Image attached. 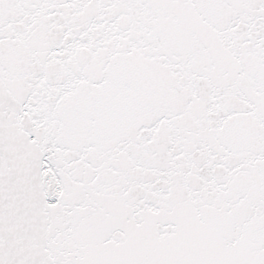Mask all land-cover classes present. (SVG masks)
<instances>
[{
	"label": "snow or ice",
	"instance_id": "1",
	"mask_svg": "<svg viewBox=\"0 0 264 264\" xmlns=\"http://www.w3.org/2000/svg\"><path fill=\"white\" fill-rule=\"evenodd\" d=\"M0 264H264V0H0Z\"/></svg>",
	"mask_w": 264,
	"mask_h": 264
}]
</instances>
